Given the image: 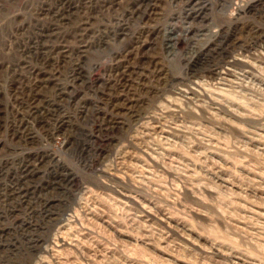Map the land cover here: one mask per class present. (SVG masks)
Here are the masks:
<instances>
[{"label":"rangeland","instance_id":"rangeland-1","mask_svg":"<svg viewBox=\"0 0 264 264\" xmlns=\"http://www.w3.org/2000/svg\"><path fill=\"white\" fill-rule=\"evenodd\" d=\"M132 2L0 0V264H264L263 0Z\"/></svg>","mask_w":264,"mask_h":264},{"label":"bare ground","instance_id":"bare-ground-1","mask_svg":"<svg viewBox=\"0 0 264 264\" xmlns=\"http://www.w3.org/2000/svg\"><path fill=\"white\" fill-rule=\"evenodd\" d=\"M68 1V0H67ZM110 1V0H109ZM187 1V0H186ZM131 2V1H130ZM128 3V2H127ZM160 3H161V0H149V3L148 4H146V5H140L139 3H131V4H125L123 7H119L120 9H123L124 8V13L126 12L127 14H130L131 15V13H141V11L143 12V11H145L146 12V14H147V16H146V14H144V16H143V19H140L141 21L142 20H144V18L145 17H147V19H148V23L150 24V22H152L153 20H154V17H156V12L157 11H159L158 10V8H159V5H160ZM246 4L243 6V7H246L247 5H249L247 2H245ZM95 4V3H94ZM263 4H264V0H263ZM122 5V4H121ZM190 5V4H189ZM103 6H104V4H103ZM108 6V5H107ZM102 8H104V7H102ZM110 10V9H109ZM113 10V9H112ZM115 10V9H114ZM127 10V11H126ZM117 11V10H116ZM121 12H123V11H121ZM108 13V12H107ZM159 13H160V11H159ZM264 14V13H263ZM129 16V15H128ZM189 17H193V16H191L190 14H189V16H188V18ZM261 17V16H260ZM160 18V17H159ZM193 18H195V17H193ZM118 21V20H117ZM154 22V21H153ZM142 23V22H141ZM143 24V23H142ZM152 24V23H151ZM42 25V24H41ZM153 25V24H152ZM146 26V25H145ZM178 26V25H177ZM85 29V28H84ZM48 30V29H47ZM160 31V30H159ZM165 32V35L162 37V40H163V42H164V44L165 45H167V46H170V45H173L174 43H176V41L178 40V39H176L175 38V33H174V31H164ZM191 32H192V30L190 31V32H188V33H190L191 34ZM140 34H138V35H141V36H139V37H136L135 39L136 40H139V42L138 43H140V39H142V38H140V37H142L144 34L145 35H148V34H150L151 33V30H148L147 28H143L140 32H139ZM161 35V34H160ZM186 39H188V38H186ZM260 39V38H259ZM65 45V44H64ZM175 45V44H174ZM218 45V44H217ZM50 50V49H49ZM132 51V50H131ZM135 51V50H134ZM127 53V52H126ZM68 53H64V55H63V60H65V59H68ZM133 55V54H132ZM129 56H130V54H129ZM123 62V61H122ZM236 62V61H235ZM120 64V63H119ZM119 64H117V65H119ZM122 66V65H121ZM128 66V65H127ZM130 66V65H129ZM125 68V67H124ZM126 69V68H125ZM121 70V69H120ZM129 71V70H128ZM128 71H127V73H128ZM123 72V71H122ZM125 72V71H124ZM228 72H231L230 70L228 71ZM217 73H218V71H217ZM222 73V72H221ZM232 73V72H231ZM123 74V73H122ZM130 74H132V73H130ZM216 74V73H215ZM222 75H223V73H222ZM225 75V74H224ZM228 75V74H227ZM230 75V74H229ZM119 76H120V74H119ZM41 77V76H40ZM222 77V76H221ZM121 78V77H120ZM124 78V77H123ZM128 78H129V76H128ZM125 79V78H124ZM138 79V78H137ZM37 81V80H36ZM35 81V82H36ZM124 81V80H123ZM130 81H131V79H130ZM129 82V81H128ZM132 84V83H131ZM136 84V83H135ZM45 85V84H44ZM115 85V84H114ZM134 85V84H133ZM120 86H122V85H120ZM129 86V85H128ZM125 87V86H124ZM132 87V86H131ZM139 87V86H138ZM62 88V87H61ZM60 88V89H61ZM134 88V87H133ZM129 89V88H128ZM132 89V88H131ZM147 89V88H146ZM140 90V89H139ZM194 91V90H193ZM181 93H183V92H181ZM186 93V92H185ZM187 94H189V93H187ZM157 95V94H156ZM185 95V94H184ZM192 95V94H191ZM204 95V94H203ZM128 100V99H127ZM143 100V99H142ZM39 101V100H38ZM124 105H126V100H124L123 101V105H122V107L124 106ZM129 105V104H128ZM133 116V115H132ZM118 117V116H117Z\"/></svg>","mask_w":264,"mask_h":264}]
</instances>
